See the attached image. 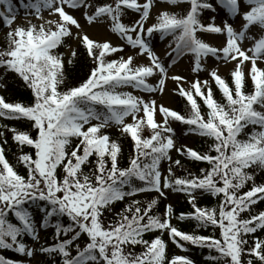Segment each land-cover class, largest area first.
I'll return each mask as SVG.
<instances>
[{
	"label": "snow or ice",
	"instance_id": "snow-or-ice-1",
	"mask_svg": "<svg viewBox=\"0 0 264 264\" xmlns=\"http://www.w3.org/2000/svg\"><path fill=\"white\" fill-rule=\"evenodd\" d=\"M182 4L188 7L171 10ZM217 6L226 16L205 21L204 13H216ZM20 12L24 21L15 24ZM237 17L241 24L234 26ZM81 19L121 43L90 37ZM0 23L8 29L0 47V89L11 77L28 93L13 101L0 95V121L28 125L21 130L0 122V250L21 257L0 255V264H195L187 255L169 258L165 234L183 252L208 249L213 264H264V238L256 235L264 232V211L251 214L264 201V182H256L264 172V0H0ZM157 36L171 37L170 63L154 50ZM218 36L221 44L214 43ZM80 47L91 61L89 73L66 87ZM128 47L134 54L120 55ZM145 56L147 64L136 63ZM182 57H191L195 80L169 75ZM228 65L230 81L219 72ZM168 80L185 99L187 114L158 102ZM211 82L225 102L215 99ZM177 123L182 135L205 138L206 148L177 146ZM110 128L133 142L126 167ZM9 133L26 174L6 157ZM173 151L207 167L186 169ZM169 193L183 195L190 211L177 215L167 203L161 212ZM204 195L217 204L201 205ZM117 203L124 205L119 211ZM174 220L195 227L184 230ZM208 228L212 234H199Z\"/></svg>",
	"mask_w": 264,
	"mask_h": 264
},
{
	"label": "trees",
	"instance_id": "trees-1",
	"mask_svg": "<svg viewBox=\"0 0 264 264\" xmlns=\"http://www.w3.org/2000/svg\"><path fill=\"white\" fill-rule=\"evenodd\" d=\"M187 7L188 5L182 4V6L176 11H181L182 9L187 8ZM209 16H211V12L204 13L205 21H207V18ZM5 35L2 36L0 40V47L5 45ZM64 49L65 48H61L60 51L63 52ZM79 51L82 54L79 61L75 63L74 65L68 66V71L66 72V77H67L66 87L77 86L79 83L83 81V79L86 78V74L89 73V70L91 67V61L84 57L83 55L84 49L82 47L79 48ZM225 78L229 79L230 81L229 74ZM211 86L214 91L215 99L222 103L225 102L221 92L219 91L215 83H212ZM247 89L249 92L253 90V85L250 79L247 84ZM0 95H4L9 101H13L17 99L26 98L28 93H26L23 89L18 87L17 81H14L11 77H9L8 87L6 89H0ZM175 103H176L175 110L180 111L182 114H187L188 107H187L185 99L180 97L176 93H175ZM204 111L205 112L207 111L206 106L204 108ZM0 122L9 123L10 126L14 123L15 126L21 130L26 129L28 127V125L24 122H8V121H0ZM177 124L179 127L184 129V126L182 124H179V123ZM251 131H252V126H249L246 132H251ZM109 133L114 139L119 138L120 143L123 148L121 158H120V163L122 167L128 166L129 158L133 154V142L131 141V138L130 137H120V133L117 131H112ZM148 135L149 133L145 132V136H148ZM10 137H11V134L9 133V144L6 146V149H7L6 157L10 161V163H12L16 167V169L20 172V174H26V169L23 167V165L17 163V156L19 155V150L17 146L11 141ZM196 137L197 138L193 141L192 148L197 149V150H204L206 148L205 138H201L199 136H196ZM241 138L242 139L246 138V135L242 136ZM29 150L30 149L27 147L24 148V151L26 152ZM175 159H181L186 169H190L191 171L196 172V173H198L200 168L207 167L206 163H203V162L193 163L188 160H185L184 158H179V157L174 158V160ZM176 174L178 176H183V175H186V172L183 169H176ZM256 182L257 183L264 182V172H258L256 176ZM250 187H251V184H249L248 187H246L243 191H247L248 188ZM173 194L176 195V200L173 204L176 214L178 215L182 211L183 212L190 211V205L187 203L185 197L181 194H176V193H173ZM151 198L153 197L143 198L142 200L151 199ZM199 203L201 205H208L209 207H211L217 204V201L208 195H204L200 198ZM164 205H165L164 200H162V203L159 205V210L161 212L163 211ZM123 206H124L123 203H117L115 206V210L119 211L121 208H123ZM259 211H264V201H261L256 206H254L251 214H257ZM249 215L250 214H245V218H248ZM108 219H111V216H109ZM173 223L177 224L182 229L189 230V231H191L195 227L194 222L192 223L177 222L174 220ZM212 232L213 230L211 228L199 230V234H204V235L212 234ZM158 234L159 233L149 234V235H146L145 238L152 239L154 238L155 235H158ZM215 234L219 236L218 231ZM44 235L45 234L43 233L42 237H44ZM256 235L261 238H264V232H258ZM164 239L168 241L169 258H171L174 255H187L195 261V264H213L212 261H209L206 259V257L209 255L208 249L188 246L189 251L183 252L179 248H177L175 244H173L170 240H168L167 234L164 235ZM26 242L28 241L26 240ZM141 250L142 249H137V251H141ZM212 254L215 255L214 252ZM0 255H4L6 258L13 259V260L21 259L19 254L11 250H0ZM40 264H43V259H41Z\"/></svg>",
	"mask_w": 264,
	"mask_h": 264
},
{
	"label": "rangeland",
	"instance_id": "rangeland-1",
	"mask_svg": "<svg viewBox=\"0 0 264 264\" xmlns=\"http://www.w3.org/2000/svg\"><path fill=\"white\" fill-rule=\"evenodd\" d=\"M13 3L15 4L16 3V0H13ZM162 7H169L167 5H163ZM181 7V5H179L178 7H174V8H171L172 11H176L178 10L179 8ZM217 15V20L216 22L217 23H220L221 22V18L225 17L226 16V12L223 10V9H220L218 6H217V11L216 13H212V15ZM45 16H47V13H44ZM75 15H77V17H79V13H76ZM155 15H156V10L153 9L152 10V18L147 22L149 25L151 23H154L155 22ZM24 21V16H23V13L20 12L17 14L16 16V21H15V24H22ZM33 22H36L35 19L33 18ZM127 22V20L125 21ZM80 23L82 25H85V31L86 33L94 38V39H97L99 41H105V40H110L112 43L114 44H120L121 41L119 40V38L117 36H115L114 34L110 33L109 31H106L105 29H102V28H97V27H91L89 28L85 21L84 20H80ZM234 23V26H239L241 24V20L239 17H237L235 19V21L233 22ZM15 24L13 26H15ZM8 31L7 28H5L2 23H0V39L2 38V36ZM168 38H166L165 40L163 41H160L158 36L155 38L154 40V43H155V51L162 57V59H164L167 63H170V60L168 59V57L166 56V53L168 51H170V49L168 48ZM224 40V37L223 36H218L214 43L216 44H221ZM245 47H248L249 46V42L245 41ZM72 47H76L75 43L72 44ZM64 52H66V49L64 50ZM134 54L133 50L128 47L126 48V51L121 53L120 55H124L125 57L127 55H132ZM113 58H115V56H113ZM190 60H191V57H182L180 58V60L177 61V63L171 67L169 69V75H173V74H180V75H183L185 76L189 81H193L195 80L197 77L195 76V74H193L191 72V63H190ZM136 63L137 64H147L148 63V60H147V57H137L136 59ZM209 66H215V62L212 61V60H209ZM233 65H228L227 68H225L224 66H221L220 69H219V72L222 76L226 77L229 73H230V70L232 69ZM199 78L201 80H204L207 78V73H200L199 75ZM167 88H166V91L165 93L163 94V98H162V101H161V98L160 96L158 95L156 98L158 100V102H163L166 106H169L173 109H175V92L173 91L175 88H176V84L171 81V80H168L167 82ZM214 83V82H211V84ZM187 87V85H186ZM135 94H142V93H139V92H136ZM157 119H159V117H157ZM129 122H130V118H129ZM175 129H176V133L178 135V139L176 141L177 143V146H180L181 144H185L189 147L192 146L193 144V141L197 138L195 135H192V134H189L187 136H184L182 135L184 129H181L178 124H175L174 125ZM108 130H118L116 128H110ZM172 157H177L179 156L175 151H173L171 153ZM167 161L163 162V165H162V170H164L166 172V169H167ZM156 194L155 193H152V194H149V195H143V196H139L137 197L138 199H143V198H146V196H155ZM176 200V196L172 193H169L168 194V198L165 199V204L167 203H171V204H174ZM42 235V233H41ZM28 243H31L30 240H28Z\"/></svg>",
	"mask_w": 264,
	"mask_h": 264
}]
</instances>
